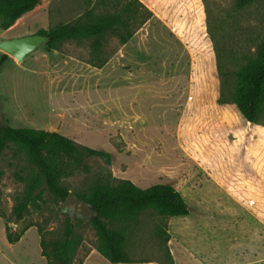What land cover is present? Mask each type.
<instances>
[{
	"label": "rangeland",
	"instance_id": "1",
	"mask_svg": "<svg viewBox=\"0 0 264 264\" xmlns=\"http://www.w3.org/2000/svg\"><path fill=\"white\" fill-rule=\"evenodd\" d=\"M115 1L38 0L0 28V41L49 32L89 11L112 13ZM139 2L150 17L125 44L111 35L75 38L50 51L42 44L20 62L8 56L0 67L2 123L58 132L111 154L110 162L90 156L72 164L59 180L68 193L90 199L96 188L121 180L142 189L167 183L189 213L167 216L148 206L111 219L132 261L111 263L97 251L90 220L62 211L64 199L48 189L29 154L7 142L0 156V264H48L40 233L58 237L68 220L82 244L72 264H264V106L251 123L235 103L217 102L215 56V46L222 47V70L236 90V72L258 60L264 45V0L242 9L235 0ZM29 190L28 208L16 220L13 208Z\"/></svg>",
	"mask_w": 264,
	"mask_h": 264
},
{
	"label": "trees",
	"instance_id": "2",
	"mask_svg": "<svg viewBox=\"0 0 264 264\" xmlns=\"http://www.w3.org/2000/svg\"><path fill=\"white\" fill-rule=\"evenodd\" d=\"M105 4L107 0H99ZM236 8L242 9L254 0H235ZM115 11L112 13L93 14L87 12L84 20L60 25L49 32H39L45 36L44 43L48 51L57 48L63 40L75 38H104L115 36L125 44L150 17V12L139 0H116ZM38 0H0V28H9L23 14L31 11ZM142 10V11H140ZM140 13L141 19L135 22ZM132 27V28H131ZM211 38L214 36L210 30ZM224 49L215 46L217 72L221 76L217 102L219 104L233 102L241 116L251 123L258 122V116L264 106V45L258 49V60L248 61L236 72L239 86L232 91L226 74L222 70L221 57ZM9 59L2 53L0 67ZM101 64H92L101 67ZM7 142L19 144L29 154L35 167L43 176L48 189L61 199H65L67 190L60 186L59 180L68 172V168L80 162L82 158L98 156L105 162L111 161V154L104 150L78 145L69 137L58 132L39 131L32 128H16L0 122V156ZM73 164V165H72ZM32 192L25 191L13 208V215L20 220L31 201ZM89 202L96 211V216L90 219L91 225L99 238L97 251L111 263H132L122 249L123 236L110 228L108 221L114 218L127 217L138 210L154 206L167 216H184L189 208L181 195L167 183H158L142 189L129 180H121L117 187L96 188L90 199L77 195ZM51 233H40L41 254L48 264H72L81 246V238L73 232V226L68 220L63 233L50 236ZM20 234L11 237L10 242L19 239ZM83 258H79L81 264Z\"/></svg>",
	"mask_w": 264,
	"mask_h": 264
},
{
	"label": "water",
	"instance_id": "3",
	"mask_svg": "<svg viewBox=\"0 0 264 264\" xmlns=\"http://www.w3.org/2000/svg\"><path fill=\"white\" fill-rule=\"evenodd\" d=\"M46 42L45 36L41 34L23 35L4 39L0 41V51L20 62L26 55ZM2 121V110L0 105V122ZM61 210L67 212L71 217L90 220L96 216L93 206L77 197L74 193H68L63 201Z\"/></svg>",
	"mask_w": 264,
	"mask_h": 264
},
{
	"label": "crops",
	"instance_id": "4",
	"mask_svg": "<svg viewBox=\"0 0 264 264\" xmlns=\"http://www.w3.org/2000/svg\"><path fill=\"white\" fill-rule=\"evenodd\" d=\"M61 134V133H60Z\"/></svg>",
	"mask_w": 264,
	"mask_h": 264
}]
</instances>
